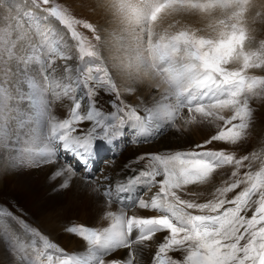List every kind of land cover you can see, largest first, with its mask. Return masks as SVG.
<instances>
[{"label": "rangeland", "instance_id": "1", "mask_svg": "<svg viewBox=\"0 0 264 264\" xmlns=\"http://www.w3.org/2000/svg\"><path fill=\"white\" fill-rule=\"evenodd\" d=\"M12 2L0 0V264H127L125 261L128 257L135 260L138 248L149 244L148 237L161 231L151 224L145 227L149 231L139 235L128 226L138 202L153 195L157 189L146 177L147 184L135 187L130 192L106 190L103 185L107 181L102 169L104 163L122 158L126 166L141 169L144 161L130 165L140 155L159 152L165 156L191 149L216 130L215 121L201 117L199 123L189 125L187 130L177 131L175 121L178 114L201 103H210L214 98H223L225 93L222 90L205 92L197 88L196 80L200 74L195 71L182 83L184 92L178 90V86H173L172 94L167 97H159L154 91L152 97H148L144 91L135 97L133 92L136 90L127 86L129 80L134 78L128 75L130 72V75L141 76L143 66L138 69V61L129 54L125 63L127 67H124L123 60L118 58L119 51L109 47L108 29L116 20L111 1L50 0L47 7L41 0ZM142 2L148 3L144 11L148 13L160 0ZM57 5L72 21H79L73 24L75 31L83 38L79 43L73 41L67 30L48 15L47 8ZM22 7L27 8L24 9L26 13L29 10L37 12L42 23L36 25L29 22L31 19L23 17L19 11ZM2 9L10 12L4 15ZM88 25L90 27H86ZM39 27L43 32L36 34ZM133 29L124 30L127 33ZM53 31L61 35L65 44L53 53L52 62L47 65L49 90L55 91L67 84L70 77L74 79L78 75L77 69L89 65L100 69L92 75L110 79L121 93L120 100H116L114 94L100 89L94 98L93 108L87 93L83 89H76L77 98L82 104L81 114L86 122L78 125L81 131L72 134L71 140L57 130L70 118L71 101L49 94L40 75L42 65L36 64L35 60L41 55V46ZM134 34L133 39L137 40V44L132 45L138 48L137 56L142 58L143 50L153 49V43L147 29L136 30ZM81 48L85 50L83 56L79 51ZM88 52L91 55H87ZM62 56L71 58L65 60ZM43 58H49L47 52L43 53ZM182 70L192 69L182 65L178 72ZM189 80L193 81L187 82ZM121 100L130 106L143 104L146 108L149 102L152 111L147 108L146 114L150 118L138 123L121 124L115 107V103ZM249 103L251 116L244 137L234 146L218 142L217 147L241 155L264 147V97H257ZM93 111L100 114L89 120ZM224 114L230 115L227 112ZM96 121L102 127L98 128ZM68 143L72 144L67 150L63 145ZM90 148L94 152V163L98 153L99 157L88 175L78 162L83 156L79 150ZM212 163L222 162L213 157ZM259 164V161L255 162L253 170H258ZM72 171L82 174V182L94 187L82 188L72 184L67 176ZM230 171L226 166L220 170L221 177L227 178ZM216 182H219V177ZM234 194L229 193L228 198ZM116 195L124 196L121 200L123 203L119 204L114 199ZM157 208L165 216L172 214L166 200ZM149 212L150 216L158 214ZM248 215L251 216V212ZM111 233L122 241L125 239V243H117ZM149 251L147 257L152 260L151 255L155 251L151 255ZM176 258L182 257L178 253Z\"/></svg>", "mask_w": 264, "mask_h": 264}, {"label": "snow or ice", "instance_id": "2", "mask_svg": "<svg viewBox=\"0 0 264 264\" xmlns=\"http://www.w3.org/2000/svg\"><path fill=\"white\" fill-rule=\"evenodd\" d=\"M49 2L41 0L46 7ZM236 2L246 3V0ZM161 10L156 11L158 13ZM47 12L67 30L73 41L79 43L83 39L73 27L79 21L68 18L58 5L47 8ZM152 18L155 19V15ZM243 39L242 33L233 32L227 40L210 45V50L202 54L200 60L193 62L192 68L200 74L196 87L205 92L222 90L225 95L223 98L212 99L210 103L187 108L178 114L175 121L176 127L182 123L181 131L199 123L201 117H207L215 121L216 130L187 151H176L165 156L159 152H149L130 162L132 166L144 161L143 168H130L131 179L147 177L157 189L153 195L141 201L140 207L158 214L133 215L129 223L130 228L144 224L156 225L166 233L153 255V264H264V147L243 155L217 147L218 142L236 145L249 127L247 122L251 116V107L244 97L256 89L250 87L240 73L226 70L227 61L232 58ZM64 44L61 35L53 31L41 46V55L35 57V60L36 64L42 65L40 75L49 94L71 101L70 118L57 128L71 140L72 134L81 131L78 125L86 122L81 114L82 104L77 98L76 89H83L87 93L93 108L94 98L100 89L114 94L116 100H120L121 93L110 79L92 75L100 69L89 65L77 69L78 75L74 79L70 77L67 84L55 91L49 90L47 65L52 62L53 53L58 52ZM196 46L198 49L204 48L205 42H196ZM79 51L82 56L85 54L83 48ZM44 52L48 53L47 60L43 58ZM115 107L121 124L138 123L150 118L143 104L130 106L121 100L115 103ZM225 112L230 115L226 116ZM99 114L93 111L88 119ZM96 124L98 128L102 127L99 121ZM213 157L222 163L213 164ZM257 161L260 162L258 170H253ZM226 166L231 171L227 178H222L220 170ZM229 193L235 194L228 198ZM165 200L172 213L167 216L159 213L157 208ZM176 253L182 258H176L173 255Z\"/></svg>", "mask_w": 264, "mask_h": 264}, {"label": "clouds", "instance_id": "3", "mask_svg": "<svg viewBox=\"0 0 264 264\" xmlns=\"http://www.w3.org/2000/svg\"><path fill=\"white\" fill-rule=\"evenodd\" d=\"M113 4V15L124 27L147 29L153 43V49L143 54L144 66L141 79L137 81V93L144 89L154 91L157 96H169L180 65L192 68L193 62L210 50V45L219 44L236 32L242 33L244 39L227 61L226 70L240 73L247 84L256 89L246 93V101L264 97V0H246V3L160 0L148 13L141 10L142 0H113ZM157 9L162 10L157 13ZM188 14L197 16L198 21L186 23L183 17ZM200 41L205 42V47L198 49L196 42ZM162 61L171 67L165 69ZM181 127L182 123L176 130L180 131Z\"/></svg>", "mask_w": 264, "mask_h": 264}, {"label": "bare ground", "instance_id": "4", "mask_svg": "<svg viewBox=\"0 0 264 264\" xmlns=\"http://www.w3.org/2000/svg\"><path fill=\"white\" fill-rule=\"evenodd\" d=\"M18 1V0H17ZM89 1V0H88ZM103 1V0H102ZM107 1H111L113 2V0H104V3H106ZM143 1V0H142ZM8 3H13L12 0H7ZM109 4V2H108ZM106 5V4H105ZM111 6V5H109ZM148 3H144L143 4V8L141 9L143 12L145 11L146 7H148ZM114 8V7H113ZM24 9H27V8H20L19 11L23 14V17L27 16L28 19H31L29 22H34L32 24H41L42 23V20L40 21L41 18H39L38 16V13L37 12H31L30 10L26 13V11ZM29 9V8H28ZM31 9V8H30ZM109 10V9H108ZM111 10V9H110ZM12 12L13 9L11 10ZM113 11V10H112ZM7 12H10L8 9H2V13H4V15L7 13ZM26 13V14H25ZM12 15V14H11ZM11 17V16H10ZM113 17L116 18V20H114V23H111L112 27L109 28V32H108V43H109V47H113L115 48L116 50L119 51L120 55L118 56V58L120 60H123L122 64L124 67H127L125 65V63L127 64V58L129 54H132V55H129V56H134V59L136 61H138L137 63V67L138 69H141L142 66H144V56H142V58L140 59L137 55L138 53L136 52L138 50V48L135 49L134 46H136L137 44V40H134L133 38L135 37V29L131 30V31H128L127 33L125 32V28L119 21L117 22V17L114 15ZM184 21L186 23H194L196 21H198V17L195 16V15H192V14H188V15H185V18H184ZM37 28V27H36ZM119 28V29H117ZM39 30H36L35 33L36 34H41V32H43L42 30H40V27L38 28ZM33 33V32H32ZM113 33H116V37L114 38V40H112V37L114 36ZM128 38H127V37ZM134 46H133V45ZM144 46V45H143ZM135 49V50H134ZM143 49V48H142ZM128 50H131L130 52H128ZM145 51V50H143ZM141 51V52H143ZM144 53V52H143ZM140 61H139V59ZM60 59V58H59ZM125 59V60H124ZM66 60V59H65ZM163 65H164V68L165 69H168L169 67H171V65L169 63H167L166 61H162L161 62ZM182 66V65H180ZM180 66L179 68L175 71V74H174V83H173V86L176 87L178 86V90H181L183 91L184 89H181V87H184V85H182V83L184 82V80L186 81V79L188 77H192L191 75V72H198L197 70L191 68L192 70L191 71H186V70H182L180 72L179 69H180ZM129 69V68H127ZM190 69V68H188ZM131 76L133 77L134 79L132 81L129 80V83L127 84V86L130 85V88H132V90H136V86H137V81L139 79H141V76L140 75H137V74H133L131 73L130 75V72H129V75L128 77ZM190 81H193V80H189L187 82H190ZM189 87V86H188ZM124 89V88H123ZM131 90V91H132ZM125 91V89L123 90ZM127 91V90H126ZM130 91V90H129ZM142 91L146 92V94L148 95V97H152L154 95L153 91H146L144 89H141L139 93L137 92H133L135 97L139 94L142 93ZM184 92V91H183ZM161 97V96H159ZM136 99V98H135ZM144 99V98H143ZM154 98H152L153 100ZM141 102V101H140ZM264 104V103H263ZM148 106L147 108H149V111H152V108L150 107V104L149 102L147 103ZM154 106V105H153ZM158 107V106H157ZM147 108H146V111H147ZM61 109V108H60ZM157 110V109H156ZM160 110V109H158ZM166 110V109H165ZM166 112V111H165ZM263 113V112H262ZM63 116V115H62ZM259 117V116H258ZM258 119V118H257ZM256 119V120H257ZM19 120V119H18ZM261 121V120H260ZM150 123V122H148ZM70 144L72 143H68L67 145H63V147H66L67 150L70 148ZM76 144V143H75ZM79 144V143H78ZM65 150V148H62ZM91 149V148H90ZM88 149V150H90ZM83 156H84V152L87 151L86 149L85 150H79ZM104 151V149H103ZM51 152V151H50ZM64 153V152H63ZM106 153H108V151H106ZM132 154H133V151H132ZM78 155V154H77ZM76 155V156H77ZM71 156V155H70ZM73 156V155H72ZM82 156V157H83ZM74 157V156H73ZM132 157V156H131ZM135 157V156H134ZM76 159V158H74ZM98 159V157H97ZM113 159V158H112ZM50 160V159H49ZM82 160V159H81ZM55 163V162H54ZM79 163V162H78ZM89 163H90V166H89V171L86 170V173L89 175L91 174V172L93 171L94 169V166H96L97 164V160H95V163H94V158H90L89 159ZM144 163V162H143ZM104 167H102V169L105 171V177L107 178V181L106 183H103V185L105 186V189L106 190H110V191H115V193H119V192H126L127 190L130 191H133L135 187H138V186H143L144 183L147 184L148 180L146 179V177H142L140 178L139 180H132L131 177H132V172L130 171V168L129 166H126L127 163L124 162V160H122V158L120 159H115L114 161L113 160H108L104 163ZM58 165V164H57ZM72 166V165H71ZM80 166V165H79ZM63 167V166H62ZM82 167V166H80ZM46 168V167H45ZM67 168V166H66ZM63 170V169H62ZM65 170V169H64ZM74 170V169H73ZM61 171V170H60ZM68 171V170H67ZM56 173V172H55ZM61 173V172H60ZM50 174V173H48ZM60 175V174H59ZM103 175V174H102ZM67 176H68V180H71V183L72 184H75V185H79V186H82V188H89V186L91 187H94L92 184H87V183H84L82 182L83 181V175L82 174H75L73 171L72 172H69L67 173ZM51 177V176H50ZM145 178V179H144ZM53 179V178H52ZM66 180V179H65ZM99 180V179H98ZM104 182V181H103ZM79 183V184H77ZM102 183V182H101ZM193 189L194 186H193ZM107 194V193H106ZM124 198L123 195H116V198L114 196V199H116V201L121 204L123 203L121 200ZM141 198V197H140ZM147 199V198H145ZM108 200V199H107ZM113 201V200H112ZM115 201V200H114ZM117 204L120 208L121 206ZM141 205V202H138L137 204V209H135V211L132 213L134 215H142V216H150L151 213L148 211V210H144V209H141L140 207ZM160 205V204H159ZM162 205V204H161ZM164 206V205H163ZM101 208V207H100ZM102 209V208H101ZM134 210V209H133ZM102 211L104 212V210L102 209ZM116 212V211H115ZM129 212V210H128ZM127 212V213H128ZM116 214V213H114ZM113 214V215H114ZM155 214V213H154ZM130 215V214H129ZM114 217V216H113ZM115 218V217H114ZM129 221V220H128ZM129 223V222H128ZM148 225H151V224H144L143 225H137V226H134L130 229H132L133 232H136V234H139V235H142L143 231H149V230H146V226ZM129 226V225H128ZM152 229V227H150ZM6 230V229H5ZM155 230V228H154ZM122 230L120 229V232ZM111 236L114 237V239L116 240L117 243L119 244H122L123 240L121 238H117V236L113 233L110 234ZM166 235V233H163V232H159L157 231V233H155V235L153 236H150L148 238H151L150 241H149V244L148 245H144L142 247H139L138 248V256H135V260L133 259V257H128L126 259V263L127 264H153V259L152 260H149V258L147 256L148 254V250H151L149 251L150 255L153 254V251L156 252V249L159 247L162 239H163V236ZM149 236V235H148ZM110 237V236H109ZM112 238V237H111ZM125 243V242H124ZM123 243V244H124ZM129 243V242H128ZM111 244V243H110ZM145 244V243H144ZM117 245V244H116ZM134 245V244H133ZM81 246V245H80ZM78 246V248L80 247ZM117 248V247H116ZM121 252V251H120ZM178 253L175 254V257ZM146 256V258H145ZM84 257V256H83ZM118 258V255L116 256V259ZM151 258H153V255H151Z\"/></svg>", "mask_w": 264, "mask_h": 264}]
</instances>
